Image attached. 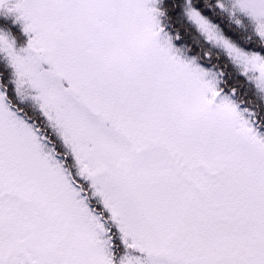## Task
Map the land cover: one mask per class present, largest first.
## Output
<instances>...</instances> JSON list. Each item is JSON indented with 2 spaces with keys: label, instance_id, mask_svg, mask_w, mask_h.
I'll list each match as a JSON object with an SVG mask.
<instances>
[{
  "label": "snow or ice",
  "instance_id": "snow-or-ice-1",
  "mask_svg": "<svg viewBox=\"0 0 264 264\" xmlns=\"http://www.w3.org/2000/svg\"><path fill=\"white\" fill-rule=\"evenodd\" d=\"M0 17V264H264V0Z\"/></svg>",
  "mask_w": 264,
  "mask_h": 264
},
{
  "label": "rangeland",
  "instance_id": "rangeland-1",
  "mask_svg": "<svg viewBox=\"0 0 264 264\" xmlns=\"http://www.w3.org/2000/svg\"><path fill=\"white\" fill-rule=\"evenodd\" d=\"M0 22L4 23L5 25H8V26H10V27H13V26L11 25V21H10V20H9V21H3V18L0 17ZM15 27H16V29L19 30V27H18V26H14V28H15ZM16 32L18 33L17 30H16Z\"/></svg>",
  "mask_w": 264,
  "mask_h": 264
},
{
  "label": "trees",
  "instance_id": "trees-1",
  "mask_svg": "<svg viewBox=\"0 0 264 264\" xmlns=\"http://www.w3.org/2000/svg\"><path fill=\"white\" fill-rule=\"evenodd\" d=\"M8 27H10V26H8ZM10 28H11V30H12V32H13L14 35H17V36L19 35V30L16 29V27L14 28V26H13V27H10ZM16 30L18 31V33L16 32Z\"/></svg>",
  "mask_w": 264,
  "mask_h": 264
}]
</instances>
